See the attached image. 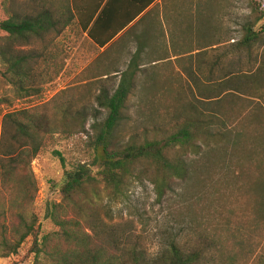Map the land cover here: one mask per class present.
I'll list each match as a JSON object with an SVG mask.
<instances>
[{
  "label": "trees",
  "instance_id": "obj_1",
  "mask_svg": "<svg viewBox=\"0 0 264 264\" xmlns=\"http://www.w3.org/2000/svg\"><path fill=\"white\" fill-rule=\"evenodd\" d=\"M155 1L64 0L56 21L54 13L49 10L35 15H10V7H5V1L2 2L5 8L0 20V90H22L29 78L27 68L31 58L16 52L15 44L25 46L34 40L41 42L45 34L60 32L63 26L73 22L80 33L99 49L125 30ZM248 1L251 13L240 27L239 45L251 48L263 41L262 32L255 31L254 27L262 20L264 12L253 0ZM201 5L199 1L195 4V22L201 17ZM140 22L139 19L126 34L134 32ZM196 28L199 29L200 25ZM160 36V44L166 46L164 33ZM195 40L196 43L200 41L198 37ZM220 43V39L205 46L201 42L196 48L218 46ZM143 45L137 37L136 50L120 73L118 85L112 92L106 90L95 97L96 106L91 114L86 108L69 111L73 98L71 91L77 89L76 86L71 90H62L59 107L55 104L40 113L24 110L3 115L4 131L0 139V259L17 256L20 248L30 241L25 257L32 256L33 264H216L213 257L205 258L204 249L185 252L178 244L179 235L176 233H169L161 252L148 260L136 247L127 245L118 237L116 229L104 225L99 219L102 210L105 217L110 218V205L118 197H125L133 182L148 183L153 187L157 200L163 201L174 193L175 184L183 187L194 180L197 191L189 200L193 206L189 230L197 241V248H204L209 242L222 256L223 264H264V236L261 237L257 227L252 229L256 235L250 236L246 229L242 232V225L239 228H220L218 223L214 225L210 222V234H207L205 199L202 194L197 195L204 187L205 172L217 165L223 166L227 158L240 161V156L243 158L241 172L248 171L252 165L264 177V120L258 118V126H263L260 131L239 128V119L228 127L227 121L220 117L223 102L217 103L233 92L253 95L252 88L245 81L240 83L232 79L219 81L218 86L209 89L206 94L196 84L199 96L193 102H184V114L171 115L169 128L160 126L154 114L148 119L151 127L144 128L141 133H133L125 140L118 132L128 120L122 111L127 108L136 76L141 70H147L141 69L144 64L140 65ZM155 63L156 60L151 59L146 64H153V70ZM90 66L81 73L90 71ZM200 70L196 68L195 71L184 72L192 78ZM92 82L87 79L84 87ZM6 97L7 94L0 96V104L6 103ZM177 100L173 99L172 109L177 108ZM204 103L211 105L206 108ZM141 108H146V105ZM102 112H105V117L100 119ZM55 136L64 140H81L90 158L88 162L77 163L63 173L61 182L56 185L59 189L58 202L48 199L38 209L35 206L38 189L31 163ZM53 155L64 166L60 153L55 151ZM244 163L248 164V170ZM257 187L260 189L259 185ZM210 204L213 202L210 201ZM214 212L217 213L216 207ZM256 212L263 213L264 208Z\"/></svg>",
  "mask_w": 264,
  "mask_h": 264
},
{
  "label": "rangeland",
  "instance_id": "obj_2",
  "mask_svg": "<svg viewBox=\"0 0 264 264\" xmlns=\"http://www.w3.org/2000/svg\"><path fill=\"white\" fill-rule=\"evenodd\" d=\"M4 1L5 7H10V15H35L40 11L49 10L54 13L56 21L60 17L58 10L64 0H0V20L3 18ZM198 1L204 11V14L200 15V22L209 34L199 36L200 41L196 43L195 40V46H199L201 42L205 46L217 39H220V45L214 48L211 46L212 48L204 52L201 70L196 71L192 78L182 70L179 73L173 71L172 80L168 79L169 82L166 83L164 81L167 80H162L158 71H153L150 67L145 71L141 70L136 76L127 108L122 111L128 120L120 126L118 132L125 140L131 134L141 133L144 128L151 127L148 119L154 117V114L159 119L160 126L169 128L171 115L184 114V102H193L194 98L199 96L196 84L201 92L207 94L209 89L218 86L219 81L227 82L232 79L240 83L247 82L253 95L233 92L223 96L222 100L217 101L219 104L223 102L221 119L227 121L228 127L239 119L238 127L241 129H263V126H258V118L264 120V17L254 27L255 31L262 32L263 41L248 48L239 45L240 27L251 13L248 0H194ZM253 2L261 6L264 12V0ZM14 50L31 58L27 68L29 78L22 90L6 87L0 90V96L7 94L6 103L0 104V139L4 131L5 113L24 110L40 113L55 104L59 107L62 104L60 93L64 89L78 87L71 91L73 98L70 112L86 108L91 114L96 106L95 97L105 86L101 87L97 81L88 87L79 84L88 77L89 71H81L94 60L97 51L80 33L75 23L63 26L60 32L51 31L45 34L41 42L34 40L25 46L15 44ZM228 74V78L223 80ZM114 78L105 80L108 85L104 89H115L117 80ZM173 99H178L176 109H172ZM211 103L204 105L209 108ZM142 105H146V108H141ZM103 117L105 112L99 116L100 119ZM55 151L64 159V166L59 158L53 155ZM89 158V152L79 139L64 140L55 136L50 140L44 151L31 163L38 189L36 208L39 209L48 199L58 202L59 189L56 185L61 182L63 173L71 170L77 163L88 162ZM238 158L240 161H230L227 158L223 166L217 165L213 170L205 172L204 187L197 195L202 194L205 199L204 211L208 212L206 233L210 234L211 222L214 225L218 223L220 228H239L242 225V232L246 229L250 236L256 235L252 229L257 227L263 237L264 212L256 211L264 208V198L261 199L264 197V177L254 170L252 165L248 170L247 163H244V166L248 171L241 172L243 158ZM195 184L194 180L188 181L183 187L175 184L174 193L159 201L151 185L146 182H133L126 196L118 197L110 205V218H106L102 210L99 219L104 225L116 229L118 237L127 245L136 247L148 260L154 259L161 252L169 233H176L179 235L178 244L185 252L204 249L205 258L213 257L216 264H223L222 256L215 252L209 242L204 248H197V241L189 230L193 219V206L189 204V200L195 194ZM210 201L213 202L212 205ZM215 207L217 213L214 212ZM227 235L226 232V238ZM29 244L30 241H27L17 256L0 259V264H33L32 256L25 257Z\"/></svg>",
  "mask_w": 264,
  "mask_h": 264
},
{
  "label": "crops",
  "instance_id": "obj_3",
  "mask_svg": "<svg viewBox=\"0 0 264 264\" xmlns=\"http://www.w3.org/2000/svg\"><path fill=\"white\" fill-rule=\"evenodd\" d=\"M195 4L194 0H156L125 30L102 48H96L97 55L89 64L91 65L90 73L79 84L84 86L87 79H91L93 82L97 81L101 87L105 86L100 90V94L107 90L104 89L108 85L105 80L115 77L116 87L119 83L120 73L125 70L126 63L136 50L137 37L144 44L140 59V65L144 64V66H141V69L152 68L153 64L149 66L146 63L151 59L156 60L153 70L158 71L159 77L162 80H167L166 83L170 79L172 80L173 71L179 73L181 70L188 72L201 68L204 52L212 47L200 49L195 46L196 37L209 34L203 29L201 19L195 22ZM183 6L186 8H182ZM201 14H204V11ZM139 19L141 22L138 28L127 35L126 31L135 26ZM196 25H200V28L197 29ZM160 33H164L167 39L166 46L160 44L162 42ZM181 73L183 74V72ZM112 91L111 88L108 92Z\"/></svg>",
  "mask_w": 264,
  "mask_h": 264
}]
</instances>
